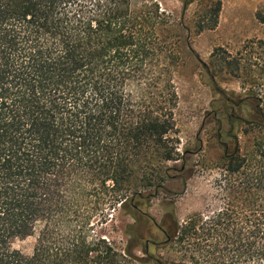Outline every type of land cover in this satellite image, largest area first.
Here are the masks:
<instances>
[{"label":"trees","instance_id":"obj_1","mask_svg":"<svg viewBox=\"0 0 264 264\" xmlns=\"http://www.w3.org/2000/svg\"><path fill=\"white\" fill-rule=\"evenodd\" d=\"M184 30L160 0H0V264L143 261L145 192L179 156ZM214 55L246 91L221 94L230 129L219 120L218 135L234 142L223 143L222 205L175 219L171 238L192 260L264 264V39ZM222 72L208 68L215 85ZM122 211L132 223L119 251L107 231ZM27 237L31 254L15 247Z\"/></svg>","mask_w":264,"mask_h":264},{"label":"rangeland","instance_id":"obj_2","mask_svg":"<svg viewBox=\"0 0 264 264\" xmlns=\"http://www.w3.org/2000/svg\"><path fill=\"white\" fill-rule=\"evenodd\" d=\"M160 1L186 27L182 31L176 76L179 156L178 160L166 163L172 171L169 178L161 181L163 188L154 185L145 192L154 193L147 209L154 224H141L144 236L135 254L143 261L131 264H218L190 259L187 244L174 242L171 232L175 230V219L182 226L195 213L211 215L222 205L216 182L222 175L223 143L233 150L234 142L218 135L219 120H224V132L230 129L221 110V94L226 92L236 98L246 91L214 54L227 51L235 56L247 41L264 39V23L257 19L259 12L264 13V0H189L184 12L185 0ZM209 67L216 74L223 70L216 85L208 73ZM251 139L252 135L243 139L246 149L251 148ZM116 219L117 230L110 226L107 234L123 251L130 238L126 228L132 219L124 211L117 212ZM35 242V237H27L16 241L15 247L31 254Z\"/></svg>","mask_w":264,"mask_h":264}]
</instances>
